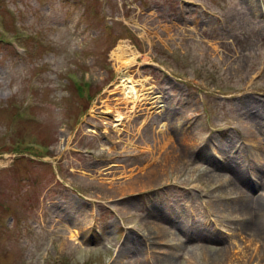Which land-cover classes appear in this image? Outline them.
I'll list each match as a JSON object with an SVG mask.
<instances>
[{
	"label": "rangeland",
	"instance_id": "obj_1",
	"mask_svg": "<svg viewBox=\"0 0 264 264\" xmlns=\"http://www.w3.org/2000/svg\"><path fill=\"white\" fill-rule=\"evenodd\" d=\"M253 2L0 0V264H190L156 235L182 222L196 264H264L235 203L264 209V0ZM119 45L139 54L135 87L163 107L128 112ZM234 159L244 181L207 163Z\"/></svg>",
	"mask_w": 264,
	"mask_h": 264
},
{
	"label": "bare ground",
	"instance_id": "obj_2",
	"mask_svg": "<svg viewBox=\"0 0 264 264\" xmlns=\"http://www.w3.org/2000/svg\"><path fill=\"white\" fill-rule=\"evenodd\" d=\"M251 4H252V8L254 10V2L253 0H251ZM115 52H118L119 55L117 56L116 59H118L119 63L121 64V66H124V72H121L120 75V82H119V87H121L123 89V93L125 94V99H126V103H128L129 108H128V112L129 113H135L137 111L142 110V108H145L146 110H153V109H158V107H163L160 105V96L159 95H152L151 97L149 95L152 94V92H149V89H145L143 88L142 84H139V88H136L134 83V81L131 80V78L128 76L129 74V69L130 67L135 63L137 57H138V53L134 52V51H127L126 49H123V47H121L120 45L116 48ZM132 84V85H131ZM117 89V87H114L113 90ZM148 105V106H145ZM158 105V106H156ZM108 108V107H107ZM107 111H109V109H107ZM115 112H117L116 114V124L114 125V131L117 134H120L121 132L124 131L123 129V123L121 122L122 120V115H120L118 113V111L116 110ZM127 118V117H126ZM178 124H176L175 130L178 134L181 135V137L183 139H186V141H188V137L187 134H184V124L182 121H178ZM243 123L242 119H238L236 121V124L238 126H240ZM168 123L163 120L162 122H160L159 124V129L160 130H169V132H174V130L170 127H167ZM126 132V131H125ZM159 132V131H158ZM184 134V137H183ZM64 150L66 149L67 145L63 146ZM62 150V148H61ZM194 155L196 154L195 151L193 150L192 152ZM205 156H203L204 158ZM207 163H209L208 165L210 166V168L214 169V170H218V169H227L229 171L232 172V175L234 176V179L236 181H239V179L244 181V172L241 170V165L239 163V161L237 159H234L232 161H229L228 163L224 162L221 160L220 164H216L213 161H208ZM223 166H222V165ZM113 172V171H112ZM243 174H241V173ZM113 174H115L113 172ZM155 178L151 177L148 180V183H153ZM151 185V184H150ZM235 190V187H234ZM140 191H144V190H140ZM244 197H246V194L244 195ZM238 206V212H240L246 219V224L250 225V221L254 222L252 225L255 229V231L257 232V235H260V237L262 238L261 240L264 242V209L262 208L261 205H252L251 202L247 199H237L235 202ZM154 215L157 216L159 218V216H161L162 214L160 213V211L158 209H154L153 211ZM149 218V217H148ZM161 219H164L165 221L166 218L161 217ZM144 226V230L145 232L149 233L151 232V230L147 229L146 225ZM170 226L173 227V223L170 222ZM176 230H177V234H174L173 236L167 235V232L163 231H158L156 233L157 236L159 237H163L164 239H168V242L172 245V247L174 246L177 249L180 250H186L187 253V257L189 259V263L190 264H196V262L198 263V258H199V250H190L187 248V244L193 239V237H190L189 235L186 234L185 228H184V223L182 222L180 225H176L175 226ZM186 228L190 231H193L196 237H199L200 239H207L206 234L209 233V228L206 225L200 224V223H195L193 224L192 222L186 221ZM152 234V233H151ZM78 232L76 230H73L70 233V239L73 241H76ZM163 242V240H153L151 243H156V242ZM225 250V248H223ZM120 255L121 256H126L129 252L132 253V256L136 255L137 253L139 254V244H135V245H130L125 251H120ZM220 254L221 257L223 258L222 254H223V250H220ZM132 256L128 257L131 258ZM220 262H222V260H220Z\"/></svg>",
	"mask_w": 264,
	"mask_h": 264
}]
</instances>
